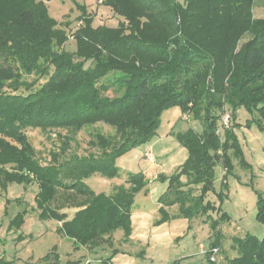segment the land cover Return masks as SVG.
Here are the masks:
<instances>
[{"label": "trees", "instance_id": "trees-1", "mask_svg": "<svg viewBox=\"0 0 264 264\" xmlns=\"http://www.w3.org/2000/svg\"><path fill=\"white\" fill-rule=\"evenodd\" d=\"M43 1L0 0V186L38 183L46 216L61 218L64 207H77L63 222L76 241L97 244L131 229L135 195L147 192L145 173L130 175L131 186L113 194H97L84 180L117 176V159L157 133L166 108L179 106L203 122L204 133L179 136L190 152V181L207 189L213 165L229 166L234 125L222 121L227 111L230 122L241 107L264 120V18L254 16V0H103L123 19L96 27L85 13L72 34L74 52L65 48L70 34ZM110 88L113 96L106 94ZM97 122L116 134H95L90 151H73L76 134ZM29 128L57 133L60 144L49 161L37 156ZM175 188L181 202L187 194ZM258 217L264 223L263 199ZM236 242L239 254L225 264H264V237L248 234ZM210 245L208 264H220L222 240Z\"/></svg>", "mask_w": 264, "mask_h": 264}, {"label": "rangeland", "instance_id": "rangeland-1", "mask_svg": "<svg viewBox=\"0 0 264 264\" xmlns=\"http://www.w3.org/2000/svg\"><path fill=\"white\" fill-rule=\"evenodd\" d=\"M43 2L49 16L70 34L65 48L71 52L78 46L72 34L85 13L94 17L96 27H116L123 19L103 0ZM253 12L256 19L264 18V0H254ZM21 71L24 79H34ZM106 94L113 96V88ZM232 124L229 166L213 165L208 189L205 182L190 181L185 171L190 152L179 136L190 130L204 133V124L179 106L166 108L157 133L117 159V176L95 173L84 180L97 194H113L131 186L132 174L143 172L147 179V192L137 193L131 206V229H117L97 244H82L64 231L63 222L74 217L77 207H64L66 216L61 218L44 215L38 183L0 186V264H208L207 251L214 240H222L221 252L216 254L219 263L225 264L226 257L239 254L236 238L264 237V223L258 217L259 201L264 200V120L241 107L233 114ZM220 131L225 140L223 126ZM27 134L40 160L49 161V154L60 144L57 133L29 128ZM95 134L114 136L116 128L106 122L85 125L74 135L73 151H90L89 141ZM175 187L187 194L181 202L174 200ZM198 198L200 207L195 206Z\"/></svg>", "mask_w": 264, "mask_h": 264}, {"label": "built area", "instance_id": "built-area-1", "mask_svg": "<svg viewBox=\"0 0 264 264\" xmlns=\"http://www.w3.org/2000/svg\"><path fill=\"white\" fill-rule=\"evenodd\" d=\"M101 1H102V0H101ZM222 121L225 123L226 126H229V125H230V114H229V113L225 114V116H224V120H222ZM146 155H147V157L149 158V160H151V162L154 161V157H153V155H152V152L148 151V152L146 153ZM217 250H218L217 248L214 249V252L216 253ZM214 258H216V255H213L211 259H214Z\"/></svg>", "mask_w": 264, "mask_h": 264}]
</instances>
